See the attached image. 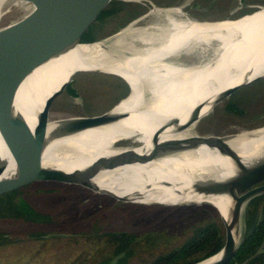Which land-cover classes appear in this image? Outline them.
<instances>
[{
  "label": "bare ground",
  "instance_id": "obj_1",
  "mask_svg": "<svg viewBox=\"0 0 264 264\" xmlns=\"http://www.w3.org/2000/svg\"><path fill=\"white\" fill-rule=\"evenodd\" d=\"M7 2L0 0V8ZM152 12L162 13V21L81 44L35 69L16 92L15 110L34 128L43 101L77 71H99L130 81V93L103 116L49 121L43 165L84 171L100 191L136 202L212 206L223 222L230 204L227 184L240 164L264 168V128L213 142L196 141L189 150L174 153L181 142L195 136L189 128L193 117L230 89L264 77V10L236 24L230 19L194 20L182 8ZM121 35L127 42L119 39ZM198 52L201 59L191 62ZM137 82L139 91L127 102ZM32 85L38 96L29 100ZM127 138L136 146L117 147ZM6 157L10 155L0 138V160ZM218 258L219 254L202 264Z\"/></svg>",
  "mask_w": 264,
  "mask_h": 264
},
{
  "label": "rangeland",
  "instance_id": "obj_2",
  "mask_svg": "<svg viewBox=\"0 0 264 264\" xmlns=\"http://www.w3.org/2000/svg\"><path fill=\"white\" fill-rule=\"evenodd\" d=\"M118 1L138 5V9L143 12L136 18L126 12L106 18L104 27H98V24L90 31L96 40H102L112 33L117 34L124 28L139 29L156 21L160 22L164 15L152 12L159 9L182 8L188 18L200 21L234 19L235 14L257 10L252 15L229 22L230 24L240 23L264 10V0ZM18 15L13 6L1 23L5 24ZM121 36L119 39L125 38L127 42V36ZM202 55L199 52L193 53L190 61H198ZM126 81L131 88L128 89ZM126 81L116 75L101 72L76 73L66 87L67 89L70 85L73 93L66 89L61 93L51 107L49 121L68 118L66 116L70 115L99 114L113 108L132 89L133 84ZM139 86L140 83L137 82V88L127 102L136 96ZM231 101L237 102L239 111L225 110L226 104ZM213 106L215 107L212 109ZM38 114L34 116L36 119ZM189 125V128H194V135L197 137H234L264 128V78L239 88L221 102L210 104L193 117ZM130 144L136 143L124 139L117 145ZM38 191L45 195L37 196L35 193ZM15 195L16 199H31L32 206L37 211L55 221L26 225L0 222V233H7L9 238V241L2 243L0 238V264H94L104 258L116 261L125 253L115 255L114 245L107 241L106 234L120 232L135 233L134 242L130 244L133 252L123 264H139L142 260L152 259L160 251H167L181 244L192 228L204 218L205 213L201 210L209 209L206 207L208 205L165 207L131 203L87 188L55 182L37 183L30 189H20ZM209 210L212 219L215 216L218 224L222 223L218 212L214 208ZM241 223L243 236L246 231L243 214ZM34 228H40L45 233L39 237L29 235V231ZM50 234L60 236L48 237Z\"/></svg>",
  "mask_w": 264,
  "mask_h": 264
},
{
  "label": "water",
  "instance_id": "obj_3",
  "mask_svg": "<svg viewBox=\"0 0 264 264\" xmlns=\"http://www.w3.org/2000/svg\"><path fill=\"white\" fill-rule=\"evenodd\" d=\"M117 1L118 0H8L6 5L0 8V138L10 155V158L6 157L0 160V199L34 183L55 182L87 188L94 192L109 195L120 201L165 207L181 206L156 202H136L127 196L113 195L104 190L100 191L96 188L95 184L91 182L92 176L84 171L74 170L69 172L60 169L57 165H43L42 156L51 107L78 71L70 75L67 82L60 84L59 87L43 101V106L37 116V123L34 128H31L21 111L17 112L15 110L16 92L21 83H23L35 69L53 59L74 51L77 46L81 44H94L111 38L116 34L112 33L102 40L86 41L90 31L100 23ZM11 5L17 9L19 15L9 22L2 24L1 21L3 17L10 11V8L13 7ZM255 11L256 10H252L230 20H238ZM257 80L248 81L234 89H230L222 100L239 88ZM126 84L128 89L131 88L127 82ZM29 88L33 92L27 93V98L29 100L36 99L38 94L35 88H37V86L32 85ZM215 106H213L212 109ZM111 108L112 107L99 114L70 115L66 117L95 118L103 116L111 110ZM220 138L221 137L213 136H194L188 138L178 145L174 155L189 150L196 141L213 142V140ZM125 140L135 142L132 138H127ZM132 146L135 147L136 144L120 147ZM117 147L119 146L117 145ZM12 165H14L13 170H11ZM257 165L258 164L247 166L244 163L240 164L239 172H237V175L234 177L235 179H233L234 182L232 179L229 180L226 192L230 204L226 208V219L222 223H219L220 225L213 214V207L206 206L212 209L211 212L214 216V224L221 236V246L217 253L195 264H202L217 254H219V258L208 264H228L236 255L242 237L241 233H239V229L241 228L239 223L241 224L245 206L252 198L264 193V168L262 164L259 166ZM9 166L11 167L9 175L3 177V173ZM99 166L107 167L108 165H97V167ZM97 169L99 168L94 167L95 171ZM240 187L246 188L242 191H238L237 189ZM58 236L60 235H48V237ZM263 247L264 243L242 264H248L263 251Z\"/></svg>",
  "mask_w": 264,
  "mask_h": 264
},
{
  "label": "trees",
  "instance_id": "obj_4",
  "mask_svg": "<svg viewBox=\"0 0 264 264\" xmlns=\"http://www.w3.org/2000/svg\"><path fill=\"white\" fill-rule=\"evenodd\" d=\"M138 7L135 4L117 1L100 21L98 27L102 28L105 26L106 18L119 15L123 12L131 13L132 18H136L143 12ZM91 32L88 34L87 40H96L91 35ZM35 184L37 183L26 186L23 189H30ZM15 193L0 199V222H13L26 225L55 221L45 213L37 211L32 206L33 201L31 199L26 197L16 199ZM35 194L37 196L45 195V193L40 191ZM244 210L243 223L245 224L246 231L243 233L236 255L228 264H242L264 243V193L252 198L246 204ZM201 211L205 213L204 218L192 228L191 233L181 244L167 251H160L152 259L142 260L139 264H195L217 253L221 246V236L210 215V210L202 209ZM44 233L40 228H34L28 234L39 237ZM134 236L135 233L129 232L106 234L107 241L114 245L115 255L122 253H125V255L116 261L113 258H104L94 264H123L126 257L133 252L130 244L134 242ZM0 238L1 243L9 241L5 232L0 233ZM248 264H264V247L263 251Z\"/></svg>",
  "mask_w": 264,
  "mask_h": 264
},
{
  "label": "flooded vegetation",
  "instance_id": "obj_5",
  "mask_svg": "<svg viewBox=\"0 0 264 264\" xmlns=\"http://www.w3.org/2000/svg\"><path fill=\"white\" fill-rule=\"evenodd\" d=\"M250 12V11H249ZM243 14H245V13H242V14H235V15H233V17L235 18V17H238V16H241V15H243ZM231 16V15H230ZM232 17V16H231ZM68 92H70V93H73V89H72V87L69 85V87L66 89ZM234 104V105H233ZM237 102H235V101H231V102H228L227 104H226V106H225V110L226 111H229V112H231V111H239L238 109H237Z\"/></svg>",
  "mask_w": 264,
  "mask_h": 264
}]
</instances>
